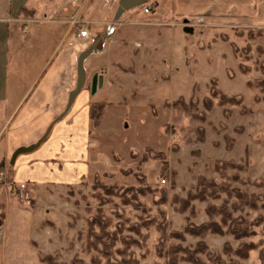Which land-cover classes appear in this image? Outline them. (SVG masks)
<instances>
[{
	"label": "rangeland",
	"instance_id": "obj_1",
	"mask_svg": "<svg viewBox=\"0 0 264 264\" xmlns=\"http://www.w3.org/2000/svg\"><path fill=\"white\" fill-rule=\"evenodd\" d=\"M67 1L27 0L33 18L59 7L62 25L30 23L22 34L28 47L9 51V72L28 75L56 27L69 61L59 81L65 107L81 52L67 54L77 36L68 21L78 17L103 44L85 58L79 92L90 93L92 76L102 73L88 116L91 105H106L97 126L89 117L87 176L53 196L28 197L26 185L10 183L33 213L31 264H264V27L193 22L189 33L167 16L170 0H148L117 20L119 0H79L78 16ZM113 20L121 24L107 33ZM140 21L160 27L148 34ZM223 94L237 103L219 104ZM179 97L192 102L191 112L174 107ZM16 259L0 245V264Z\"/></svg>",
	"mask_w": 264,
	"mask_h": 264
},
{
	"label": "crops",
	"instance_id": "obj_2",
	"mask_svg": "<svg viewBox=\"0 0 264 264\" xmlns=\"http://www.w3.org/2000/svg\"><path fill=\"white\" fill-rule=\"evenodd\" d=\"M25 4L27 0H8L0 5V166L4 165L5 175L0 181V245L3 255L8 260L17 257L18 264L32 263L30 239L33 213L9 193L10 183H24L28 197H36L42 190L47 191L48 196H53L59 185H74L90 172L87 101L92 95L79 92L67 108L71 90L65 93V107V101L59 102L63 64L69 62L65 61L64 51H59V42L62 43L59 30L49 27L48 33L53 40L45 49L42 47L44 40L40 42L43 48L41 57L35 61L33 68L28 69L29 73L26 70L28 75L9 72V51L19 52L28 47L27 39L22 34L29 31L30 23L62 25L59 7L48 17L44 14L33 18L34 13ZM168 6L167 16L175 22L174 25L182 22L183 29L186 25L192 27L193 22L215 27H264V0H170ZM23 8L32 13L28 16L32 18H24V14H21ZM151 23L140 21V25L147 26L148 31H145L148 34H153V27H160L155 24L157 22ZM175 28L165 27L160 31L171 29L173 35ZM89 29L91 38L87 40L78 38L76 33L69 36V45L73 47L67 53L70 57L76 51L78 53L91 46L97 48L95 53L101 51L102 41L99 42L98 35ZM69 31L70 28L66 30ZM126 31L123 28V34ZM160 31H155L158 36L161 35ZM46 132V138L36 148L18 154L11 162L16 149L35 144ZM45 211L52 213L48 208Z\"/></svg>",
	"mask_w": 264,
	"mask_h": 264
},
{
	"label": "water",
	"instance_id": "obj_3",
	"mask_svg": "<svg viewBox=\"0 0 264 264\" xmlns=\"http://www.w3.org/2000/svg\"><path fill=\"white\" fill-rule=\"evenodd\" d=\"M147 1L148 0H119L118 1V8H117V11L115 13L114 18L118 19L125 11L130 10V9H134L138 6H141L144 3H146ZM183 30L185 32L190 33V32H192V27L186 25ZM95 52H96V49H94V46H91V47H88L87 49L81 51L80 54L78 55L76 85H75V88L69 94L67 108H69V106L73 102L75 96L79 93V91L81 90V88L84 84L85 72H84L83 62L89 54L95 53ZM103 81H104V79H103L102 73L94 74L92 76L91 84H90V94L91 95H94L97 92V90L103 86ZM47 133L48 132H46L35 144H32L28 147H19L18 149H16L12 155V161L11 162L13 163L14 159L16 158V156L18 154H21L23 152H27V151H30V150L36 148L42 142V140L46 138Z\"/></svg>",
	"mask_w": 264,
	"mask_h": 264
},
{
	"label": "trees",
	"instance_id": "obj_4",
	"mask_svg": "<svg viewBox=\"0 0 264 264\" xmlns=\"http://www.w3.org/2000/svg\"><path fill=\"white\" fill-rule=\"evenodd\" d=\"M21 14L28 15V16H31L32 15V13L30 11L27 12V10L24 9V8H23V10H21ZM210 90H211V95L212 96H214V97L215 96H218V93L215 91L214 88H211ZM218 99H219L218 100L219 104L230 103V101H232L234 103H237V102L233 101V100H235V99H233V97H226L224 94L221 95V97H218ZM203 104H204V106L206 108H209L210 107V100L208 98L204 99ZM105 105H106V103H98V105L93 104V105H91L89 107V117L90 118H92V116L94 117L95 126H97L99 124L100 117H101V114H102V111H103ZM177 105H179L180 107H182L183 109H185V110H187L189 112L192 111V102L191 101H189V103L186 104V102L184 101V99L181 98V97H179L178 100H176V102H174V107H177ZM104 187H105L106 190H109V187H106V186H104ZM217 226L218 225H216V227ZM99 227H100V224H99ZM217 229H219V228H217ZM50 258H51V255L50 254H48V255L45 256V259L46 260H49Z\"/></svg>",
	"mask_w": 264,
	"mask_h": 264
},
{
	"label": "built area",
	"instance_id": "obj_5",
	"mask_svg": "<svg viewBox=\"0 0 264 264\" xmlns=\"http://www.w3.org/2000/svg\"><path fill=\"white\" fill-rule=\"evenodd\" d=\"M78 1L79 0H68L67 1L69 4H71L72 8H74L75 13L79 11V9H77L79 7V4L77 3ZM143 10H144V12H149L148 7H144ZM76 15H77V13H76ZM114 20H115V18H114ZM114 20L107 23V28H108L107 33H113L117 29V26L120 24V22L117 24V22ZM68 22H70V25H73L76 27L78 38L86 39V40L91 38V32H90V29L88 27L89 22H87L85 20H78V17L72 18ZM94 49H96V51H97L96 47ZM3 179H4V172L2 169H0V181H2ZM160 180H161V182L165 181L164 178H162ZM18 186L20 188H24L25 184L20 183Z\"/></svg>",
	"mask_w": 264,
	"mask_h": 264
}]
</instances>
